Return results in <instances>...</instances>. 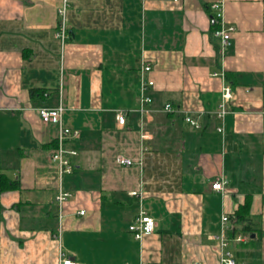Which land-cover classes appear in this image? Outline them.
<instances>
[{"label": "crops", "instance_id": "obj_1", "mask_svg": "<svg viewBox=\"0 0 264 264\" xmlns=\"http://www.w3.org/2000/svg\"><path fill=\"white\" fill-rule=\"evenodd\" d=\"M215 3L233 28L223 50ZM61 5L0 0V264H59L61 253L78 264H217L223 214L237 264H264V0H69L64 40ZM59 106L62 126L79 132L63 175L51 159L59 125L38 112ZM60 190L71 194L62 218ZM142 212L156 226L138 239L129 226Z\"/></svg>", "mask_w": 264, "mask_h": 264}, {"label": "built area", "instance_id": "obj_2", "mask_svg": "<svg viewBox=\"0 0 264 264\" xmlns=\"http://www.w3.org/2000/svg\"><path fill=\"white\" fill-rule=\"evenodd\" d=\"M177 1V0H176ZM69 7V0H62V5L58 8V14L60 15V23L56 30V36L64 40L67 37V26H66V13ZM212 9H214L215 13L211 16L210 22L212 25H218L219 28L216 29L213 33L214 35L220 39V44L222 50L230 45L231 34L233 31L232 27L227 28L225 26L222 7L220 4H213ZM150 65H144L143 73L150 72ZM154 86V81L150 78H146L142 74L141 79V103H150L152 102V98L149 96L148 91ZM232 89L229 84H225L222 88V96L221 102L219 104V112L218 116L223 121L226 113L228 112L226 109V103L232 98ZM164 110L166 112H172L173 107L170 103L164 105ZM40 118L43 123H54L59 125V135H58V146L51 154V159L53 162L57 163L60 174H70L73 171V164L70 160V157L76 156L77 151L73 149H68L65 146V142L67 139H73L78 137L79 132L77 130H72L69 128H65L62 126V114L63 108L59 106L57 108H40L38 110ZM186 120L194 126H198L197 122L193 120L190 116L186 117ZM117 121L120 125H124L126 122L125 115L122 112L117 114ZM219 131H223V128H219ZM116 161L125 166H130L134 163V160L128 158L123 155H118L116 157ZM227 181L225 179H220L215 181L212 184V188L217 191H223ZM133 195H140L139 192H132ZM71 196L69 192L60 190L58 195L56 196V203L58 204L60 218H62L63 206L68 198ZM78 214L84 215L85 210L78 211ZM229 221V217L226 214H223L221 217L222 224V233L218 239L219 246V261L217 264H237L236 259L232 251L229 249L230 239L226 234L227 223ZM155 220L142 212L134 222L129 226V230L134 233L135 237L140 239L144 234H150L155 230ZM238 240H242L241 237L237 238ZM59 264H78L75 260L71 258L65 257L63 253L60 254ZM143 264V263H142ZM196 264V263H193Z\"/></svg>", "mask_w": 264, "mask_h": 264}, {"label": "trees", "instance_id": "obj_3", "mask_svg": "<svg viewBox=\"0 0 264 264\" xmlns=\"http://www.w3.org/2000/svg\"><path fill=\"white\" fill-rule=\"evenodd\" d=\"M218 28H219L218 25H213V32L216 29H218ZM32 94L33 95H41L43 93L40 90H32ZM249 209H250V204H249V202L246 201V203L243 204L242 206H240V208L236 212V219H237V221H239V220H242L243 221L245 219V216L249 213Z\"/></svg>", "mask_w": 264, "mask_h": 264}]
</instances>
